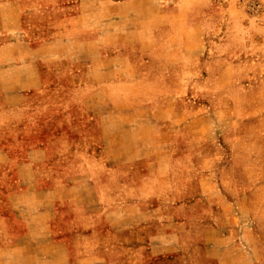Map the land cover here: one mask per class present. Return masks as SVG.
<instances>
[{
  "label": "crops",
  "instance_id": "0c3cea01",
  "mask_svg": "<svg viewBox=\"0 0 264 264\" xmlns=\"http://www.w3.org/2000/svg\"><path fill=\"white\" fill-rule=\"evenodd\" d=\"M189 1L0 0V116L39 88L40 64L54 65L65 75L68 64L86 65L92 84L88 109L106 135L107 161L105 184L94 182L88 173L53 166L43 176L49 183L40 188L35 170L28 172L32 182L23 193L7 198L23 222L14 240L0 214V264H148L151 259L179 257L177 234L183 222L175 213L196 205L193 195L183 201L189 188H182L175 170L185 147L182 156L190 162L202 158L206 166L200 173L203 209L218 215L213 224L208 218L203 232L207 257L263 264L255 232L260 224L257 211L264 210V203L252 201L258 198V185L264 188V174L246 176L244 188L235 184L236 190L229 192L228 187L235 178V163L264 159L257 142L252 141L250 149L247 142L213 141L220 119L216 124L212 116L224 110L195 102V97L207 98L198 85L211 82V75L197 73L196 62L184 60L195 52L190 38L195 32L182 29L180 52L172 41L177 32L171 20L183 18ZM227 128L221 127V133ZM182 131L198 135L200 142L180 143L173 133ZM118 132L124 138L117 140ZM224 145L229 150L225 156ZM27 156L22 163L32 168L50 162L45 150L42 158L37 159L35 151ZM20 195L28 198L26 203L18 202ZM241 219L251 226H239ZM237 236L247 242L248 252L235 241ZM220 241L226 248L212 250Z\"/></svg>",
  "mask_w": 264,
  "mask_h": 264
},
{
  "label": "rangeland",
  "instance_id": "374dc122",
  "mask_svg": "<svg viewBox=\"0 0 264 264\" xmlns=\"http://www.w3.org/2000/svg\"><path fill=\"white\" fill-rule=\"evenodd\" d=\"M183 15L185 17L181 20H171L172 29L177 32V40L172 41H177L180 52L182 29L188 28L195 32L189 35L191 48L195 52L193 55L188 53L186 59H183L196 62L199 75H211V82H201L198 85L205 88L209 99L198 96L195 97V102L197 104L203 101L211 104L215 110H224L212 116V121L216 124L220 119V128L216 129L213 141L215 144L221 141L229 145L235 141L238 145H241L239 141L247 142L244 145L247 144L250 149L251 142H257L256 146L264 159V0H190ZM171 46L174 47V44ZM65 67L66 75L54 65L48 68L40 64L39 88L22 104L12 111L10 109L11 113L0 116V155L8 158V161H4L0 157V214L8 221L12 240L22 232L23 222L18 214L10 210L7 198L10 194L23 193L22 189L32 182L28 172L35 170L36 186L40 188L44 186V182L49 183L50 179L43 176L53 166L56 169L62 167L67 173H88L94 182L107 183V161L103 147L106 135L97 128L88 109V97L92 91L90 76L86 72V65L76 66L71 63ZM198 86L194 87L196 94ZM0 103L3 104L2 100ZM225 125L229 128L222 134L221 127ZM173 135L180 143L187 139L192 140L193 144L200 142L198 135H187L186 131L174 132ZM116 136L117 140L124 138L121 132ZM225 147L224 145L222 150L223 156L229 152ZM181 149L184 150L179 152L180 158L175 163V170H178L182 188H189L182 199L186 202L193 195L196 205L175 213L184 225L180 232L176 230L179 257L151 259L148 264H232L229 259L219 262L218 259L207 257L203 232L208 227V218L213 224L218 215L213 210L210 215L205 212V199L203 201L199 198V193L204 188L200 176L203 170L202 158L190 162L188 156H182L186 153V147ZM210 149L212 152L214 146H210ZM43 150L48 154L49 163L41 161L34 164L33 168L22 163L27 161L30 151H35L37 159L42 158ZM208 151L209 148H206L204 153ZM223 165L226 164H215L213 170L217 172ZM234 166L236 173L235 178L230 176L233 183L228 187L229 192L236 190L235 184L239 188L246 187V176L249 178L251 174H264L262 161L246 164L238 162ZM203 168L206 169V166ZM258 186V198L252 202L261 205L264 203V188L260 184ZM26 199L28 200L25 195L18 196L20 204L26 203ZM192 207L187 211V208ZM257 214L260 224L256 227L255 234L259 241L258 247L264 252V210L257 211ZM250 224L251 221L247 223L244 219L239 222L242 228ZM122 239L127 241L125 236ZM235 241L243 250H250L241 236ZM225 248L226 245L220 241L215 243L212 250ZM24 262L25 260L16 261V264ZM262 263L264 264L263 259Z\"/></svg>",
  "mask_w": 264,
  "mask_h": 264
}]
</instances>
